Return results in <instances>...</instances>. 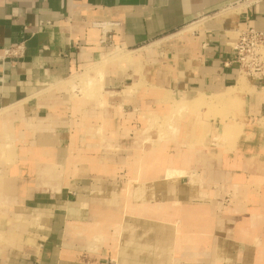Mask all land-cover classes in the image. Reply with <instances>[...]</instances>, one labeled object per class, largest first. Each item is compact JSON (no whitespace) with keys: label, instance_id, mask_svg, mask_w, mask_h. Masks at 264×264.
Wrapping results in <instances>:
<instances>
[{"label":"crops","instance_id":"crops-1","mask_svg":"<svg viewBox=\"0 0 264 264\" xmlns=\"http://www.w3.org/2000/svg\"><path fill=\"white\" fill-rule=\"evenodd\" d=\"M100 24L114 50L133 52L134 61L107 65L100 95L73 98L64 82L111 53ZM248 26L264 30V0H0V264H171L172 221H197L200 234L198 221L208 218H226L209 242L213 263L248 264L250 239L225 236L238 215L214 211L222 202L214 187L254 180L258 192L247 203L264 219V82L248 80L251 91L210 113L195 106L187 123L201 119L210 131L197 130L193 150L155 149L153 133L139 136L150 128L144 115L237 84L230 43ZM12 47L20 53L3 57ZM143 60L149 68L137 67ZM108 136L118 144L109 146ZM137 138L148 143L136 147ZM8 146L14 153L5 157ZM79 152L84 159L74 161ZM109 155L115 162L103 164ZM171 166L184 173L167 177ZM51 171H63L64 181ZM127 183L133 206L179 202L200 214L125 212ZM185 244L180 259L205 258V246Z\"/></svg>","mask_w":264,"mask_h":264},{"label":"rangeland","instance_id":"rangeland-1","mask_svg":"<svg viewBox=\"0 0 264 264\" xmlns=\"http://www.w3.org/2000/svg\"><path fill=\"white\" fill-rule=\"evenodd\" d=\"M114 49L115 48L112 45H109L106 47V51L108 53L109 52L113 53L117 51ZM118 51H120V54L121 53L125 54L126 55L125 58H121L119 59V61H115V60L109 61L107 64L104 65V68L109 64H114L117 62L122 65H125L129 61L130 62L134 61L135 57L133 56V52L128 51L126 49H118ZM100 61L101 60H99L97 63H99ZM101 65L102 64L99 63L96 66L91 67L90 69L84 71L79 76L72 77L64 82V84L70 85V87L72 88L73 90L72 92L74 96L73 98H77V99L78 98L83 99L84 97L91 98V97H95L101 94L103 87H104L103 75L98 76L99 79L95 80L92 85H89V82L87 83L86 81V78L87 79L90 78V76L93 75L92 73H94L93 71H95L97 68H100ZM150 65H151V62L143 60L139 63V65H137V67H139V69H143V68L146 69V68H149ZM104 68H103V71H104ZM108 68L110 69L111 67H108ZM141 83L142 85H144V83H148V82L146 80H141ZM80 84H82L81 85L82 88H81V91H78L80 89L79 88ZM249 84L250 83L248 82V79H246V77L244 76H241L237 84L233 86L235 87V89L232 90L234 94L230 95L228 99H226L225 101L223 100V101L217 102L216 104L204 103L202 105L210 106L209 108L206 109L210 113L212 110L211 106L221 105L225 103L226 101L231 100L234 96L240 94L241 92L249 91L250 90ZM129 89L131 91L132 87H130ZM106 91L109 93L115 92V90L114 91L106 90ZM204 97L206 98L205 102H208L210 100L218 98V95L209 96V97L204 96ZM168 98L173 99L172 96H168ZM188 104H192L193 106L188 107ZM238 105H239L238 103L233 104L231 109L237 110ZM195 106H201V105L194 102L193 99L191 100H187V99L186 100H180V99L176 100L175 99L174 106L171 110H169L168 113L166 112L161 113L162 111L159 110L158 112H153V113H150L149 115H144V119L147 118L148 120H150V125H149L150 128H145L143 131H140L139 136L142 137V132L153 133L154 137L150 138L148 142L151 145H153L155 149L158 147H159L158 149H160L163 147L164 144H167L168 147L171 146L172 148H176L177 150L181 146L183 147V150H188V151L193 150L192 143L196 142L195 139L198 135L197 130L203 131L205 134L210 131V124L201 119L198 120L199 122L193 123V125H190L187 123L188 122L187 116L193 113V111L195 110L194 108ZM220 111L222 112L225 110L223 108H220ZM0 113L3 114L4 111H0ZM129 130L131 131V128ZM81 134H82L81 137H83V140H84V137H86L87 134H85V131H83ZM97 134L98 136H101L100 133H97ZM129 134L130 133H128V135L126 136L129 137ZM124 136L125 135H122V137ZM108 137H111L108 140L109 146L110 144H112L113 146L118 144V142L116 141L119 137H116V136H108ZM137 139L138 140H136V147H141L145 143H148V142H143L142 138H137ZM130 141L131 140H129V142ZM83 142H85V140ZM98 146H99V143H98ZM129 146L131 147L132 144L129 143ZM5 151H7L8 153V154H5V157L6 156L10 157L11 156L10 153L11 152L14 153V148L11 149V147L8 146L7 148H5ZM62 157L64 158V156H60V158ZM114 157H116V155H109L107 157L105 156V158H103L101 161L103 164L114 163L115 162ZM60 158H58L60 163L62 164L65 163ZM83 159H84V156L81 155V153L79 152L76 154L74 161L77 160L79 162V161H82ZM51 172L48 173L49 177H51ZM165 172H166L165 175L167 177L172 176V174L173 176H176V175L184 173L178 168H174L172 166L166 169ZM176 172H179V173H176ZM52 173H55V172H52ZM261 173L262 172H257L254 174L260 175ZM55 174H59V177L61 178V180L64 181L63 171L59 173L56 172ZM83 174L85 173H81V175ZM124 174H126V171L124 172ZM226 185L228 184L226 183L224 185V183L219 182L218 185L214 187V190L216 191L215 196L219 198L218 199L219 201H222L221 203L215 206L214 211H218V210L220 212L226 211L224 216L228 218L230 217V215L228 214V211L235 210L236 211L235 215L236 216L238 215V216L235 220L234 219L232 220V222L235 221V223L237 224V227L230 225L229 223L231 221H226L229 223H226L227 228L225 231L227 232V230H229L230 233L226 234L225 232V236L229 238L230 241H233V240L243 241L242 234L245 237H248L250 241L248 242L246 241V242L251 244V248H250L251 251L249 252V256H248V259H249L248 264L253 262V259L255 261L254 264H264V219L256 218L254 214L250 213V210H249L250 205L247 203V199H246L247 197L254 196L258 192V190L255 189V187H252V185L253 186L256 185V182L254 180H251L250 182L249 181L243 182L239 180V178L236 177V180L233 183V185L231 186H226ZM130 191H131V183H127L126 187L123 190V194H122V204H123L125 212H131V209L134 208L135 209L134 211L138 215L152 216V215H160L163 213H170V214L173 213L174 215H177V216L179 215V218L190 217V216L195 217L200 214L198 213L197 210H194L187 205H179V202H172L167 205L158 204L156 206H150L146 204L133 206L130 203V200H131ZM230 199L232 201H229ZM224 206H225V210H223ZM209 215H210L209 217H211V213ZM225 219L226 218H219L215 220V219L208 218V219L198 221L199 223L198 229H200V232H199L200 234H196L197 232L195 230H192L197 226V221L173 220L172 221L173 223L172 224L173 225L172 226V234H173L172 235V246L176 247V251L175 252L173 251L171 254H169V261H171V264H199L198 262H201V264H217L216 262L213 263V261L215 260L217 261V259L215 255L212 256V251L210 249L209 242L212 238H219L220 230H217V229L219 228L220 225L223 224V221H225ZM186 227L189 229L187 231L188 236L185 231ZM220 229H222L221 226H220ZM244 231L246 233H244ZM254 231L255 233L253 234L252 232ZM249 232H251V234H249ZM184 243H186L187 245H191V246H193V244L200 243L201 245H203V247L205 246L204 248L208 251V252H205V255H204L205 258L200 259L199 261L197 259L188 258V257H183L182 259H180L181 257L180 251L182 249L181 245H183ZM187 253L191 254L190 252H187Z\"/></svg>","mask_w":264,"mask_h":264},{"label":"built area","instance_id":"built-area-1","mask_svg":"<svg viewBox=\"0 0 264 264\" xmlns=\"http://www.w3.org/2000/svg\"><path fill=\"white\" fill-rule=\"evenodd\" d=\"M245 1L256 2L259 0ZM100 25L102 29L101 43L106 46L112 45L108 26ZM230 46L232 59L229 63L237 66L239 75L253 83L264 82V30L252 26L239 28L236 30V36ZM18 53H20V47L6 48L3 57L18 55Z\"/></svg>","mask_w":264,"mask_h":264},{"label":"bare ground","instance_id":"bare-ground-1","mask_svg":"<svg viewBox=\"0 0 264 264\" xmlns=\"http://www.w3.org/2000/svg\"><path fill=\"white\" fill-rule=\"evenodd\" d=\"M125 56L126 55L123 53L120 54V51H118V50L113 52V53L107 54V56L102 60V62H101L102 65L100 66V68H97V69L95 68L96 70L93 71L94 72V73H92L93 75L90 76V78H88V79L86 78L87 83L89 82V85H92L95 80L99 79L98 76L103 75L104 65L107 64L109 61H112V60L119 61V59L125 58ZM233 89H235V87H230L226 93L220 94L218 96V98L210 100L208 102H205L206 98L204 97L205 96L204 94H200L198 97H195V99H193V101L200 104V105H202L204 103L216 104L217 102H220L223 100L225 101L226 99H228V97L230 95H233L234 94V92H232ZM176 173H179V172H176ZM172 176H173V174H172Z\"/></svg>","mask_w":264,"mask_h":264}]
</instances>
